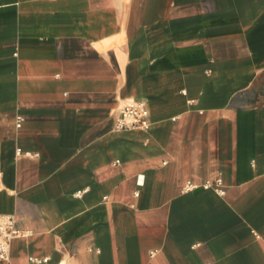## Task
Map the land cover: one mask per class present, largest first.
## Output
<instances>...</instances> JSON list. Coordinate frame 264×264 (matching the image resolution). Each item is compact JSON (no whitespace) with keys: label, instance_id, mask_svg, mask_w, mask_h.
Instances as JSON below:
<instances>
[{"label":"crops","instance_id":"obj_1","mask_svg":"<svg viewBox=\"0 0 264 264\" xmlns=\"http://www.w3.org/2000/svg\"><path fill=\"white\" fill-rule=\"evenodd\" d=\"M0 215V264H264V0H0Z\"/></svg>","mask_w":264,"mask_h":264},{"label":"built area","instance_id":"obj_2","mask_svg":"<svg viewBox=\"0 0 264 264\" xmlns=\"http://www.w3.org/2000/svg\"><path fill=\"white\" fill-rule=\"evenodd\" d=\"M150 108L145 100H132L123 105L120 109V114L116 122V129L134 130L150 128ZM197 186L189 182L185 186V191L195 189ZM205 188L211 187L208 182L204 184ZM217 190L220 194H225L222 189V182L218 181ZM81 192L78 193V195ZM138 195V193H136ZM25 232L19 230L16 226V219L11 215H0V263L8 261L10 258V249L12 241L20 236H24ZM30 261L35 264H45L46 260L38 258H30Z\"/></svg>","mask_w":264,"mask_h":264}]
</instances>
